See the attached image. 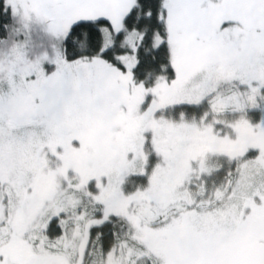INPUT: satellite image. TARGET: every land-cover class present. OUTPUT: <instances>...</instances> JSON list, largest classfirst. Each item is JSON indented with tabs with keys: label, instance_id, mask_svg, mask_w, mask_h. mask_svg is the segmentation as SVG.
<instances>
[{
	"label": "snow or ice",
	"instance_id": "obj_1",
	"mask_svg": "<svg viewBox=\"0 0 264 264\" xmlns=\"http://www.w3.org/2000/svg\"><path fill=\"white\" fill-rule=\"evenodd\" d=\"M0 264H264V0H0Z\"/></svg>",
	"mask_w": 264,
	"mask_h": 264
}]
</instances>
